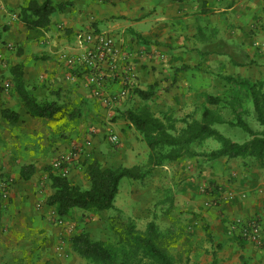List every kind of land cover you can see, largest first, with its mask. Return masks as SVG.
<instances>
[{
    "label": "crops",
    "instance_id": "1",
    "mask_svg": "<svg viewBox=\"0 0 264 264\" xmlns=\"http://www.w3.org/2000/svg\"><path fill=\"white\" fill-rule=\"evenodd\" d=\"M31 1L0 0V264H73L66 230L55 224L47 205L54 191L43 179L52 164L61 155L78 153L68 179L89 190L86 158L112 169L148 161L150 150L124 116L127 111L149 105L157 117L199 120L205 108L211 109L207 97L234 96L236 87L226 78L257 82L255 70L264 69V0H35L56 9L47 28L35 29L21 15ZM84 34H107L119 51L118 70L104 77L102 96L124 88L127 68L134 75L129 99L111 109L89 86L88 68L66 62L85 53L87 46L77 38ZM19 65L43 117H33L15 90L12 69ZM150 89L154 95L148 102L134 95ZM4 111L17 114L19 122L9 123ZM111 134L118 136V145L109 142ZM234 163L182 158L154 168L150 184L161 189L150 186L147 193L169 198L175 210H193L202 206L200 191L208 182L222 185L231 179L239 192L220 208L226 217L212 224L214 255L218 264H264V225L262 247L231 237L228 230L234 218L264 214V169ZM29 166L33 170L24 171ZM5 178L14 180L8 199L1 191ZM82 214L73 210L65 221L74 224ZM210 215L217 218V211Z\"/></svg>",
    "mask_w": 264,
    "mask_h": 264
},
{
    "label": "trees",
    "instance_id": "2",
    "mask_svg": "<svg viewBox=\"0 0 264 264\" xmlns=\"http://www.w3.org/2000/svg\"><path fill=\"white\" fill-rule=\"evenodd\" d=\"M183 2L185 0H172ZM22 18L30 28H47L51 15L56 9L50 3L40 6L37 1H31L22 8ZM4 31H0V44L3 41ZM13 84L20 95L22 102L28 107L33 117H43L44 109L41 103H37L25 89L23 80V67L21 65L12 69ZM228 83L245 90L252 101L256 121L262 127L261 131L253 130L241 119L237 123H228L230 126L243 129L250 140L238 144L224 137L215 129V126L224 124V121L216 111L205 108L201 118L157 117L149 105H145L139 111H127L124 116L134 126L139 135L147 144L150 155L151 168L162 167L177 162L184 156L198 157V153L191 151L193 147H200L208 140H214L219 148L203 155L208 162H216L220 159L252 158L264 165V82H250L241 78H226ZM143 101L148 102L154 95L153 89L149 91L134 92ZM209 105H219L223 102L220 98L207 97ZM4 118L11 124L19 122V116L10 111H4ZM183 124L179 127L178 124ZM86 176L91 183L89 190H83L74 185L68 178H63L48 171V179L54 193L47 200V205L55 209L60 218L67 217L71 211L78 209L84 213H102L115 209L116 198L119 194L120 183L128 178L133 181L145 180L151 171H142L135 168H106L96 160L86 158L83 162ZM33 166L24 169L33 170ZM25 173V172H24ZM26 179L27 177L24 176ZM130 244L134 252L119 256L111 247L102 241H94L89 234L82 232L69 240L71 250L89 264H176L168 252L159 242V231L155 224L151 223L144 234L131 232ZM140 255V259L135 258Z\"/></svg>",
    "mask_w": 264,
    "mask_h": 264
},
{
    "label": "rangeland",
    "instance_id": "3",
    "mask_svg": "<svg viewBox=\"0 0 264 264\" xmlns=\"http://www.w3.org/2000/svg\"><path fill=\"white\" fill-rule=\"evenodd\" d=\"M99 35L104 34H98L96 36ZM255 78L257 82H264V69H256ZM233 94L234 96H232L230 100L221 99L226 103L219 105H209L206 103V106L209 105L224 121V124L215 126V129L227 139L238 144H243L250 140L248 134L243 129L230 126L228 123H237V120L241 119L255 131H261L262 127L256 121L253 104L249 94L245 90L237 87L234 88ZM128 99L129 95L125 100ZM123 100L124 99H121V101ZM178 126L181 128L183 124L179 123ZM218 148L219 144L216 141L208 140L200 147H193L191 151L200 155L197 157L198 159L208 161L203 155ZM188 157L189 156H184L183 158ZM221 160H227L232 163L235 162L234 166L238 165L241 168L259 166L264 169V165L252 158H223L220 159V161ZM140 169H142V171H151L152 174L154 169L149 165V158L145 165L140 166ZM150 175L145 180L136 181L138 186L134 187L131 186L135 181L128 178L123 179L119 187L120 195L117 205L112 211H107V215L106 213L102 215L101 213L83 212L82 215L77 216L78 219H73V221H75L74 224H68L65 219L71 215V211L67 217L61 218L63 224L60 225L58 219L53 216L54 213L55 216L57 215L55 209H53L52 218L56 225L66 230L69 240L71 237L85 232L89 234L92 240L102 241L111 247L113 251L118 253L119 256L125 255L126 257L128 254L135 251V249L130 247V244H133L130 233L144 234L147 232L149 225L153 223L158 228L161 246H163L173 258L176 264H218L217 254L214 255L216 249L214 247V233L211 227L212 224L219 221L218 218L222 219L226 217L220 208L231 204L228 200V196L230 194H235L236 197L238 196L237 193L239 191L232 187L233 181L228 179L226 183L222 185L208 182L200 191V194L204 198L201 203L202 206L193 210H188L185 207L179 206L180 208H176L175 210L174 204L172 202L168 203L169 198L167 200L165 196H163L158 199L148 195V190L150 192L153 190L151 188L152 186L157 187L158 190L161 189L159 186H155V183L150 184ZM13 181V179L5 178L1 181V184L7 185V188H9ZM43 182H50L48 174L45 175ZM241 197L246 198V194L242 193ZM216 211L217 218H213L210 213L214 214ZM260 215L261 216L258 215L255 219L250 220H245L243 218H234L230 220L231 222L229 223L228 229L229 236L242 239L239 234V220L242 222L253 220L259 223L263 228L264 220L262 216H264V214L260 213ZM79 222L81 223L79 224ZM81 224H85V227L83 228ZM201 243L202 246L199 247L198 245ZM71 253L74 255V258L71 260L73 264H89L86 260L74 254L72 250ZM134 259L138 261L140 255L137 256V258L134 257Z\"/></svg>",
    "mask_w": 264,
    "mask_h": 264
},
{
    "label": "built area",
    "instance_id": "4",
    "mask_svg": "<svg viewBox=\"0 0 264 264\" xmlns=\"http://www.w3.org/2000/svg\"><path fill=\"white\" fill-rule=\"evenodd\" d=\"M78 40L81 45L87 46L86 51L80 57H68L66 62L70 66L78 64L85 65L89 71L87 76V82L90 87L94 88V94L97 98H100L101 102L107 109H111L113 104L118 103L121 99H125L129 95V89L133 86V78L131 69H126V78H123L124 88L117 94L104 97L100 94V87L103 84L104 77L108 74H112L118 70L117 58L119 51L115 44V40L109 35L84 34L78 35ZM7 87H9L7 85ZM109 142L112 145H118L119 138L115 134L109 136ZM78 153L75 151L66 155H61L53 164L52 168L61 177L68 178L73 167L74 161L77 159ZM2 195L4 199H8L7 185L1 187ZM236 199L235 194H230L228 200L233 202ZM58 219L60 225L63 224L61 218L53 215ZM240 237L248 242L253 243L259 247L263 246V234L262 226L256 221H238Z\"/></svg>",
    "mask_w": 264,
    "mask_h": 264
}]
</instances>
